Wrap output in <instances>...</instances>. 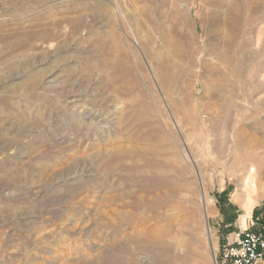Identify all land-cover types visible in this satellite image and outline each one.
<instances>
[{"label":"rangeland","instance_id":"374dc122","mask_svg":"<svg viewBox=\"0 0 264 264\" xmlns=\"http://www.w3.org/2000/svg\"><path fill=\"white\" fill-rule=\"evenodd\" d=\"M129 1L0 0V264H169L168 253L172 264H216L235 233L249 229L264 237V141H260L264 137V0H225L224 11L239 5L249 26L238 38L244 71L230 77L223 93L205 90L198 83L211 72L205 63L214 66L215 60L208 55L216 57L218 51L198 45L202 53L192 57V70L173 96L191 118L193 132L189 134L179 125L181 116L168 100V87L161 83L157 69L143 60L139 64L129 50V45L138 48L135 25L139 9L149 5L159 13L167 0ZM187 1L203 36L202 18L212 14L208 8L215 0ZM17 39L25 43L19 49L11 47ZM219 68L216 70L223 72V67ZM49 71L60 74L64 83L57 88L43 85ZM111 79L116 88L108 83ZM126 85L133 91L124 92V97ZM74 95L77 109L99 100L107 106H121L123 98L133 96L139 104L133 113L118 115L109 137L105 134L107 139L99 140L97 129L81 127L80 121L72 118L76 111L65 108L67 99ZM221 100H226L224 105H220ZM259 104L263 108L253 114ZM251 125L256 132L250 130ZM240 131L250 135L248 139L254 138L253 150L238 145ZM132 136L135 142L130 140ZM185 142L191 157L188 162L180 158ZM133 145L156 147L159 168L170 180L172 202L158 210L146 205L147 200H153L151 194L136 187L139 183L152 186L151 168L138 170L132 186L120 176V172H127L119 167L120 159L111 158L114 150ZM173 154L177 158L170 161ZM112 166L117 173L112 172ZM251 167L256 171L249 175ZM110 172L119 174L112 181L116 186H132L133 194L145 198L136 213L130 207L119 209L116 205L120 202L110 201ZM89 173L94 178L85 177ZM69 175L78 176L75 184L64 183ZM248 177L245 191L253 197L250 214L244 200L238 198ZM163 182L161 179L159 184ZM203 195L209 203L208 214ZM123 202L132 206L135 200L127 197ZM163 232L165 242L174 241L168 252L157 247Z\"/></svg>","mask_w":264,"mask_h":264},{"label":"bare ground","instance_id":"6f19581e","mask_svg":"<svg viewBox=\"0 0 264 264\" xmlns=\"http://www.w3.org/2000/svg\"><path fill=\"white\" fill-rule=\"evenodd\" d=\"M130 0L129 2L131 3ZM135 1V0H134ZM241 1V0H239ZM147 2V1H146ZM230 2V1H228ZM232 2V1H231ZM230 2V3H231ZM237 2V1H236ZM109 3V2H108ZM124 3V2H123ZM134 3V2H133ZM136 3V2H135ZM139 3V2H138ZM226 1L225 0H215L208 8V12L211 11L212 14L205 16V18H202V22H201V28L203 29V36L200 35V30L199 27L197 26V23L194 22L193 20V16L191 13V8L188 4L187 0H167V2H165L164 7L162 10H159V13L157 14L154 10L150 9V7L146 6V7H141L139 9V20H138V26L135 25L136 28V35H137V40H138V48L134 49L131 45H129V50L130 55H133V59L135 58L137 62L142 63L143 61L145 62L144 64L147 65L150 64L152 67H155L157 69L156 72L159 74V78L161 80V83L164 86H167L168 89L165 90L166 95L168 96V100L170 99L171 103L173 104L174 107H176V110H178V114L179 116H181L180 118V122L179 125H182L184 132L188 133L192 131V128H190V126L192 125L191 122V118L189 117V114H186L184 111V107H182L180 105V103L178 101L175 100V98L173 97L175 92L177 90H179L180 88V83L181 80L184 77H188L189 72L192 70V64H193V58L195 56H198L199 54L202 53V47L200 45V47H198V45L201 43L203 47L207 46L210 49L216 48L218 51H213L216 52V57L211 53L209 58L210 60H215L214 66H210L208 65V63H205V66H209L211 68V72L209 75H205L200 77L198 83L200 84V86H202L205 90L208 88L210 89H214L215 91L217 90L218 94L223 93L225 90V87L228 86V83L230 81V79L232 78V76H236L238 73L241 74L244 66V60L243 58H241V56H243L244 54H242V49L239 47L238 43V38H239V34L242 33V31L244 33L247 32V25H248V19L247 18H242V14L241 11L239 10V5H235V6H231L232 8L229 9V11H224V9L226 8ZM115 4V3H114ZM129 4V3H128ZM132 4V3H131ZM146 4V3H145ZM155 4V3H154ZM161 4V3H160ZM120 5V4H119ZM122 5V3H121ZM142 5V4H141ZM147 5V4H146ZM231 5V4H230ZM246 5V3H245ZM116 6V4H115ZM125 6V4H124ZM123 6V7H124ZM143 6V5H142ZM243 6V5H242ZM108 7V6H107ZM118 7V6H117ZM120 7V6H119ZM118 7V8H119ZM129 7V6H128ZM156 7V4H155ZM126 8V7H125ZM157 8V7H156ZM248 8V7H247ZM94 9V8H92ZM227 9V8H226ZM245 9V8H244ZM114 10V9H113ZM129 10V9H128ZM247 10V9H246ZM250 10V8L248 9ZM93 11V10H92ZM95 11V10H94ZM119 11V10H118ZM133 11V10H132ZM131 11V13H132ZM96 12V11H95ZM94 12V13H95ZM110 14V12H109ZM117 14V13H116ZM119 14L121 15V13L119 12ZM124 13L122 12V15ZM136 14V13H135ZM82 15V14H80ZM132 15V14H131ZM134 15V13H133ZM112 16V15H110ZM118 16V15H117ZM137 16V15H136ZM81 17V16H80ZM79 17V18H80ZM83 17V16H82ZM90 17V16H89ZM106 17V16H105ZM124 17V16H123ZM131 17V16H130ZM135 17V16H134ZM78 18V15H77ZM88 18V15H87ZM94 18V17H93ZM114 18V17H111ZM110 18V19H111ZM135 19V18H134ZM138 19V18H137ZM136 19V20H137ZM96 20V19H95ZM98 20V19H97ZM105 18L103 19V25ZM116 20V18H115ZM120 20V19H119ZM118 20V21H119ZM126 20V19H125ZM123 19V21H125ZM130 20V19H129ZM133 20V19H132ZM70 21V20H69ZM90 21V20H89ZM106 21V20H105ZM67 22V21H66ZM86 22V20H85ZM99 22V21H98ZM113 22V21H112ZM112 22L110 24H112ZM115 22V21H114ZM127 22V21H126ZM133 22V21H132ZM83 23V22H82ZM87 23V22H86ZM96 23V22H95ZM78 24V23H77ZM98 24V23H97ZM100 24V23H99ZM107 24V23H106ZM105 24V25H106ZM117 24V23H116ZM69 25V22H68ZM104 25V26H105ZM122 25V24H121ZM124 25V24H123ZM122 25V26H123ZM88 26V25H87ZM93 26V25H92ZM101 26V25H100ZM103 26V27H104ZM249 26V25H248ZM76 27V26H75ZM85 27V26H84ZM118 27V26H117ZM64 28V27H63ZM77 28V27H76ZM75 28V29H76ZM97 28V27H96ZM108 28V26H107ZM111 28H113L111 26ZM131 29V28H130ZM66 30V29H65ZM79 30V29H78ZM87 30V28H86ZM98 30V29H97ZM106 30V27H105ZM84 31V29H83ZM95 31V30H94ZM110 31V30H109ZM128 31V30H127ZM91 32V31H90ZM126 32V31H125ZM104 33V32H102ZM130 33V31H129ZM26 35V34H25ZM100 35V33H99ZM103 35V34H101ZM100 35V36H101ZM126 35V34H125ZM242 35V34H241ZM247 35V34H246ZM23 36V35H22ZM71 36V35H70ZM78 36V35H76ZM123 36V34H122ZM127 36V35H126ZM133 36V35H132ZM214 36V38L212 37ZM243 36V35H242ZM128 37V36H127ZM222 37V38H221ZM118 38V37H117ZM242 38V37H241ZM105 39V38H104ZM107 39V37H106ZM110 39L113 42V46L115 47V49H118V42L116 41L114 34L111 33L110 35ZM18 40V39H17ZM15 41L11 43V47L15 48L17 47L19 49L20 46H23L25 43H23L22 41ZM110 40V41H111ZM133 40V39H132ZM130 39V41L133 43ZM201 40V42H200ZM11 41V40H9ZM51 41V40H50ZM243 41V40H242ZM45 42V41H44ZM53 42V41H52ZM127 42V41H126ZM264 42V41H263ZM2 43V42H1ZM50 43V42H49ZM214 43V44H213ZM136 44V43H133ZM207 44V45H206ZM47 45V44H46ZM101 45V44H100ZM110 45V44H109ZM121 45L123 46L124 44ZM128 45V43H127ZM102 46V45H101ZM135 47H137L135 45ZM9 48V47H8ZM57 48V47H56ZM102 48V47H101ZM76 49V48H75ZM109 49V48H108ZM124 50V49H123ZM119 51V50H118ZM210 51V52H212ZM3 52V51H2ZM246 52V50H245ZM247 53V52H246ZM84 54V53H83ZM101 54V53H100ZM106 54V53H105ZM262 54V53H261ZM77 55V54H75ZM82 55V54H81ZM113 55V54H112ZM116 56V54H114ZM260 56V55H259ZM101 57V56H100ZM103 57V56H102ZM118 57V56H116ZM114 57V58H116ZM120 57L122 58V56L120 55ZM248 57V56H247ZM247 57L245 58L247 60ZM105 58V57H104ZM112 58V57H111ZM119 58V57H118ZM117 58V59H118ZM249 58V57H248ZM134 59V60H135ZM51 60V59H50ZM104 60V59H103ZM143 60V61H142ZM251 61V59H249ZM95 61V60H94ZM100 61H102L100 59ZM115 61V60H114ZM253 61V60H252ZM251 61V62H252ZM1 62V61H0ZM89 62V61H88ZM93 62V61H92ZM107 62V61H105ZM104 61L102 63H105ZM112 62V61H111ZM124 62V60H123ZM213 62V61H211ZM250 62V63H251ZM91 63V62H90ZM114 63V62H113ZM249 63V62H248ZM260 63V62H259ZM262 63V62H261ZM75 64V63H74ZM73 64V65H74ZM106 64V63H105ZM104 64V65H105ZM129 64V63H128ZM143 64V65H144ZM216 64V65H215ZM247 64V62H246ZM253 64V63H252ZM72 65V64H70ZM113 65V64H112ZM115 65V64H114ZM113 65V66H114ZM125 65V64H124ZM59 66V65H58ZM94 66V65H93ZM92 66V67H93ZM102 66V65H101ZM107 66V65H106ZM109 66V65H108ZM142 66V65H141ZM140 66V67H141ZM246 66V65H245ZM251 66V65H249ZM77 67V66H76ZM112 67V66H111ZM126 67V66H125ZM151 67V68H152ZM219 67H223V72L222 71H217L216 69H218ZM63 68V67H62ZM74 68V67H73ZM86 68V67H85ZM91 68V67H90ZM94 68H96L94 66ZM194 68V67H193ZM55 69V68H54ZM58 69V68H57ZM101 69V68H100ZM111 69V68H110ZM155 69V70H156ZM220 69V68H219ZM62 70V69H61ZM97 70V69H96ZM210 70V69H209ZM226 70V71H225ZM250 70V69H249ZM60 71V70H59ZM63 71V70H62ZM61 71V72H62ZM65 72V71H64ZM95 72V71H94ZM107 73V71H105ZM143 72V71H142ZM140 72V73H142ZM247 72V71H246ZM63 73V72H62ZM92 73V72H91ZM99 73V72H98ZM104 73V72H102ZM105 73V75H106ZM155 73V72H154ZM243 73V72H242ZM239 74V75H240ZM23 75V74H22ZM99 75V74H98ZM21 76V75H20ZM97 76V74H96ZM156 76H158L156 74ZM23 77V76H22ZM99 77V76H98ZM120 77V76H119ZM231 77V78H230ZM238 77V76H237ZM242 77V76H241ZM247 77V76H246ZM65 78V77H64ZM68 78V77H67ZM114 78V77H112ZM254 78V77H253ZM108 79V78H107ZM115 79V78H114ZM157 79V78H155ZM237 79V78H236ZM69 80V79H68ZM104 80V79H103ZM158 80V81H160ZM187 80V79H185ZM235 80V79H234ZM246 80V78H245ZM43 81V80H42ZM71 81V79H70ZM100 81V79H99ZM107 81V80H106ZM111 81V82H110ZM108 83L116 88V82L115 80H110ZM126 81V80H125ZM239 81V80H238ZM66 82V81H65ZM124 82V81H123ZM64 83L63 78L60 77V74H58L56 71H49V73H47L44 81H43V85H45L48 88H57L60 84ZM71 83V82H70ZM69 83V84H70ZM104 83V82H103ZM184 84L186 83L183 82ZM231 83V82H230ZM68 84V85H69ZM121 84V83H120ZM155 84V83H154ZM42 85V86H43ZM123 85V84H121ZM131 85V84H130ZM156 85V84H155ZM232 85V84H231ZM242 85V84H241ZM125 86V85H124ZM183 86V85H182ZM233 86V85H232ZM231 86V87H232ZM238 86V85H237ZM254 86V85H253ZM154 87V86H153ZM160 87V86H159ZM166 87V88H167ZM184 87H186L184 85ZM235 87V86H234ZM106 88V86H105ZM163 88V87H162ZM243 88V87H242ZM262 88V87H261ZM233 89V88H232ZM255 89V88H254ZM76 90V89H75ZM113 90V89H112ZM188 90V89H187ZM59 91V90H58ZM133 89L129 86L126 85V90L123 91L122 93H126V92H132ZM80 92V91H78ZM142 92V91H141ZM83 93V92H82ZM85 93V92H84ZM94 93V92H93ZM97 93V92H96ZM125 93L123 94V96L125 97ZM233 93V92H232ZM264 93V92H263ZM45 94V93H44ZM48 94V93H47ZM106 94V93H105ZM110 94V93H109ZM226 94V93H225ZM56 95V94H55ZM80 95V94H79ZM115 95V93H114ZM133 95V93H132ZM135 95V93H134ZM139 94L136 95V97ZM78 96V95H77ZM103 96V95H101ZM130 96V95H129ZM88 97V95H87ZM99 97V96H98ZM182 97V96H181ZM215 97V96H214ZM80 98V97H79ZM82 98V97H81ZM93 98V97H92ZM103 98V97H102ZM108 98V97H107ZM114 98V97H113ZM116 98V96H115ZM118 98V96H117ZM155 98V97H154ZM232 98H235L232 96ZM101 99V98H100ZM108 100V99H107ZM117 101V99H115ZM154 100V99H153ZM182 100V99H181ZM77 97L71 96L67 99L66 104H65V108L69 109L72 111H76V112H72L73 115V119H75L76 121H80L81 123V127H88L89 131L90 129H97V132L95 134L96 137H98V139L102 140L107 134H111L112 130L114 129V127H116L117 123H118V115H120L121 113H133V111H135L137 109V106L139 104V100L136 99L134 96L131 98H123V104L120 106L119 103H112L109 104L110 106H107V103H104V101L99 100V101H95L93 103L86 104L83 107L79 106L80 108L77 109ZM92 101V100H90ZM113 101V100H112ZM143 101V100H142ZM106 102V100H105ZM120 102V101H118ZM226 102V100L220 102V105H224V103ZM80 103V101H79ZM110 103V102H109ZM121 103V102H120ZM148 104V103H147ZM260 105V106H259ZM258 107H252L253 108V114H255L257 111H259L260 109H262L263 107L261 106V104H259ZM150 106V105H149ZM143 108V107H140ZM200 108V107H199ZM232 108V107H231ZM170 109V108H169ZM168 109V110H169ZM186 109V108H185ZM240 109V108H239ZM140 110V109H139ZM145 110V109H144ZM172 110V109H171ZM201 110V109H200ZM146 111V110H145ZM198 111V110H197ZM172 112V111H171ZM201 112V111H200ZM76 113L77 116L75 115ZM168 113H170L168 111ZM173 113V112H172ZM251 113V112H250ZM258 113V112H257ZM153 114V113H152ZM74 115L76 117H74ZM122 115V114H121ZM251 115V114H250ZM137 116V115H136ZM150 117V116H149ZM177 118V116H176ZM169 121V120H168ZM176 121V120H175ZM179 121V119H178ZM177 121V122H178ZM171 122V121H170ZM120 123V122H119ZM122 123V122H121ZM142 123V122H141ZM172 123V122H171ZM136 124V123H135ZM147 125V124H146ZM156 125V124H155ZM175 126H178V124H174ZM131 126V125H130ZM129 126V127H130ZM134 126V125H133ZM151 126V125H150ZM154 126V125H153ZM193 126V125H192ZM195 126V125H194ZM264 126V124H263ZM149 127V126H148ZM158 127V126H157ZM201 128V126H199ZM118 128V127H117ZM115 128V129H117ZM159 128V127H158ZM178 128V127H177ZM131 129V127H130ZM83 130V129H82ZM152 130V129H151ZM199 130V129H198ZM201 130V129H200ZM250 130L251 131H255L256 129L254 128L253 125L250 126ZM126 131V130H125ZM183 131V130H182ZM158 132V131H157ZM172 132V131H171ZM170 132V133H171ZM183 132V133H184ZM193 132V131H192ZM196 132V131H195ZM175 133V132H174ZM173 133V134H174ZM198 133V132H197ZM106 134V135H105ZM113 134V133H112ZM189 134V133H188ZM254 134V133H253ZM172 135V134H171ZM198 135V134H197ZM247 133L245 131H240L237 133V141H238V145L242 146V148H247L246 150H253V147L255 144L254 142V138H249V136H246ZM252 135V132H251ZM165 136V135H164ZM176 136V134H175ZM253 136V135H252ZM106 137H109L108 135ZM105 137V138H106ZM194 137V136H193ZM168 138V137H167ZM170 138V136H169ZM173 138V137H172ZM179 138V137H177ZM190 138V137H188ZM197 138V136H196ZM107 139V138H106ZM163 139V138H162ZM182 139V138H181ZM192 139V138H191ZM190 139V140H191ZM204 139V138H203ZM257 139V138H256ZM91 140V139H90ZM131 141H136V138L134 136L130 137ZM198 140V139H197ZM196 140V141H197ZM95 141V140H94ZM93 141V142H94ZM169 141V140H168ZM259 141V140H258ZM261 142L264 141V137L260 140ZM160 142V141H159ZM176 142V141H175ZM174 142V143H175ZM182 142V141H181ZM192 142V141H191ZM204 142V141H203ZM98 143V142H97ZM102 143V142H101ZM163 143V142H160ZM184 143V142H183ZM207 143V142H206ZM100 144V143H99ZM111 144V143H110ZM181 144V143H180ZM197 144V143H196ZM202 144V143H201ZM253 144V145H252ZM259 144V143H257ZM91 145V144H90ZM159 145V143H158ZM260 145V144H259ZM155 146V145H154ZM175 145H173L174 147ZM198 146V145H197ZM258 146V145H257ZM172 147V148H173ZM177 146H175L176 149ZM252 147V148H251ZM256 147V146H255ZM156 148V147H155ZM154 147H152V149H145L140 148V146L138 145H133L131 147H125V148H120V150H114L113 153L111 154V158H119L120 159V163H119V167L127 172L123 175H121L120 172V176H122L124 178V181L126 182H131L132 186L135 185L133 184V177H136V179L139 177V171L142 167H146V168H151V170H149V174H150V178H151V182H152V186L150 185H145V187H143L144 185L142 184V186L140 185V183L136 186L140 188H145V191L143 193H149V195L151 194V197L153 198L152 201L147 200L146 205H148L150 208H152L153 210H158L160 207H162V205H165L166 202L169 204L171 202H169V200H171L172 198V193L170 190V180L168 178V175H166L167 173L165 171H163L162 169L159 168V161H161L158 157V150L155 149ZM187 148V144L185 142V144L183 145V147L181 148V157L183 159V161L188 162V160L191 158L189 156V151ZM193 148V147H192ZM164 149V148H163ZM170 149V148H169ZM168 149V150H169ZM174 150V149H173ZM165 151V150H164ZM163 151V152H164ZM179 151V150H178ZM177 152V151H176ZM180 152V151H179ZM178 153V152H177ZM192 154V153H191ZM179 155V154H178ZM194 155V154H193ZM25 156V154H24ZM104 156V155H103ZM108 156V155H107ZM177 156L175 154H173V156H171L169 159L170 161H174V159H176ZM247 159H250V156H247ZM104 158V157H103ZM179 158V159H180ZM106 159V158H105ZM104 160V159H103ZM107 160V159H106ZM167 160V159H165ZM197 161V160H195ZM103 163V162H102ZM186 164V163H185ZM192 164V163H191ZM100 165V164H99ZM147 165V166H146ZM116 166V164H115ZM112 166V172L115 173L116 172V167ZM187 166V165H185ZM162 167V166H161ZM182 167V166H181ZM179 168V167H178ZM164 169V168H163ZM186 169V168H185ZM108 170V169H107ZM169 170V168H168ZM167 170V171H168ZM188 170V169H187ZM190 170V169H189ZM249 170V175H252L255 173V169L254 167H251L248 169ZM103 171V170H102ZM119 172V171H118ZM75 173V172H74ZM73 173V174H74ZM78 173V172H77ZM117 173V172H116ZM148 173V172H147ZM79 174V173H78ZM75 175H77L75 173ZM75 175H69L65 178L64 183L70 184V183H74L76 182V180L78 179V176ZM85 175V174H84ZM83 175V176H84ZM110 185H108V191H109V195H111L110 197V201H113V203H117L120 202L121 205H116V207L123 208L125 209L126 207H130L134 210V212L136 213L138 208L140 206H142V204L145 201V198L138 196L137 194H133L132 193V186H130V188L127 189L126 188H121L120 186H116L115 183H112V181L114 180V177H116V175H112L110 172ZM108 175V176H109ZM183 175V174H182ZM95 175H93V173H89L88 176L85 175V177H89V178H94ZM99 178V177H98ZM86 179V178H85ZM161 179H164L166 183H164L163 185H160L159 182ZM91 180V179H89ZM116 180V179H115ZM140 180V179H139ZM249 180L250 178H247V181L244 179V183L242 186V188H244L243 190H241L242 193H239V197L240 199H243L245 202V207H246V211L248 214L251 213V208H252V199L253 197L246 193L245 189L248 188V184H249ZM80 181V180H79ZM129 182V183H130ZM79 183V182H78ZM128 183V184H129ZM187 183V182H186ZM122 184V183H121ZM71 185V184H70ZM127 185V184H126ZM73 186V185H72ZM188 186V183L187 185ZM162 187V188H161ZM185 187V186H184ZM72 189V188H71ZM163 189H167V191L165 190V192H161V190ZM184 189V188H183ZM79 190V189H78ZM188 189H185V192H187ZM133 191H134V187H133ZM191 191V190H190ZM133 198L135 200L134 204L132 206H129L128 204L124 203L123 200L124 198ZM203 199H204V205H205V209L206 212L208 214L207 208L209 206L208 201H206V198L203 195ZM141 208V207H140ZM140 210V209H139ZM151 210V209H150ZM118 212V211H116ZM140 212V211H139ZM156 212V211H154ZM159 212V211H158ZM139 214V213H138ZM131 215V214H130ZM124 216V215H123ZM125 218V217H124ZM123 218V219H124ZM169 232V231H168ZM159 233V232H158ZM160 234V233H159ZM170 234V232L168 233ZM166 238V234L163 232L162 237L160 238V240H158L157 243V247H159V249H163L166 250L167 252L170 250L171 247H173V243L174 241H171L173 243H168L165 242ZM172 237L170 236V239ZM175 238V237H174ZM173 238V240H174ZM138 239V238H137ZM141 239V238H140ZM139 239V240H140ZM147 239V238H145ZM165 239V240H164ZM169 239V238H168ZM130 240V239H129ZM177 240V239H176ZM125 241V239H124ZM128 241V240H127ZM131 241V240H130ZM179 241V240H178ZM185 240H183L184 242ZM141 242V241H140ZM144 242V241H142ZM180 242V241H179ZM131 243V242H128ZM136 243V242H135ZM151 243V242H150ZM182 243V240H181ZM133 244V243H132ZM142 244V243H141ZM175 245V244H174ZM179 245V244H178ZM181 245V244H180ZM177 246V245H176ZM129 247V246H128ZM127 247V248H128ZM181 247V246H180ZM139 248V247H138ZM182 248V247H181ZM131 249V248H129ZM158 249V248H157ZM132 250V249H131ZM146 250V249H145ZM152 250V249H151ZM137 251H139L137 249ZM177 251V250H176ZM136 252V251H135ZM146 252V251H145ZM144 252V254H146ZM151 253V251H150ZM175 253V252H174ZM131 254V253H130ZM140 254H143V251L140 252ZM138 254V252L136 253V255H140ZM149 254V253H148ZM167 254V253H166ZM134 255V254H133ZM150 255V254H149ZM165 255V254H164ZM185 255V254H184ZM145 256V255H143ZM167 258L169 259V264H172V260L170 259L171 256L168 253ZM183 256V255H182ZM186 256V255H185ZM140 257V256H139ZM133 258V257H132ZM138 258V257H137ZM165 258V257H164ZM144 259V258H143ZM142 259V261H143ZM134 260V259H133ZM149 259H147L148 262ZM161 260V259H160ZM137 261V259H136ZM180 261V260H179ZM141 262V261H139ZM145 262V261H144ZM168 262V261H167ZM134 263V262H133ZM149 263V262H148ZM177 263L178 260H177ZM141 264V263H140ZM150 264V263H149ZM164 264V263H163ZM166 264V263H165Z\"/></svg>","mask_w":264,"mask_h":264},{"label":"built area","instance_id":"2783aa9c","mask_svg":"<svg viewBox=\"0 0 264 264\" xmlns=\"http://www.w3.org/2000/svg\"><path fill=\"white\" fill-rule=\"evenodd\" d=\"M216 264H264V237L249 229L235 233L233 240L223 247Z\"/></svg>","mask_w":264,"mask_h":264}]
</instances>
